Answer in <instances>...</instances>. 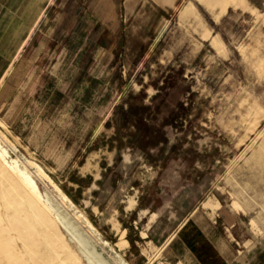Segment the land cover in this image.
I'll use <instances>...</instances> for the list:
<instances>
[{
  "label": "crops",
  "instance_id": "0c3cea01",
  "mask_svg": "<svg viewBox=\"0 0 264 264\" xmlns=\"http://www.w3.org/2000/svg\"><path fill=\"white\" fill-rule=\"evenodd\" d=\"M182 1L0 0V81L11 68L0 85V117L64 177L72 198L89 201L92 214L108 212L106 229L110 238L125 241L122 253L131 264L147 263L143 250L149 246L154 263L264 264V213L244 203L223 179L219 156L213 180L187 211L169 210L175 207L171 189L152 193L157 177L169 171L147 162L154 153L143 155L148 147L168 143L165 136L162 141L138 136L139 127L153 128L151 104L121 106V120L132 119L131 136L136 135L128 142L146 146L140 157L147 165L132 173L125 191L114 190H124L126 170L116 175L111 164L131 156L118 153L127 139L123 144L111 139L110 145L94 140L111 123L125 80L150 55ZM211 42L222 46L216 35ZM108 175L120 177L110 190L103 179ZM103 192L108 206L92 201Z\"/></svg>",
  "mask_w": 264,
  "mask_h": 264
},
{
  "label": "rangeland",
  "instance_id": "374dc122",
  "mask_svg": "<svg viewBox=\"0 0 264 264\" xmlns=\"http://www.w3.org/2000/svg\"><path fill=\"white\" fill-rule=\"evenodd\" d=\"M214 35L222 41L220 49L211 42ZM122 88L111 123L94 140L135 142L132 119L121 120V106L151 104L153 128L139 127L138 136L167 138L143 155L154 153L147 162L169 171L150 189L172 190L170 211L188 210L213 180L219 156L223 179L244 203L264 213V0H183ZM156 123L165 127L154 129ZM26 142L0 117V264H131L122 253L125 241L110 238L106 229L108 212L92 214L89 201L72 198L64 177ZM131 144L118 147V153L131 156L112 160L116 175L126 170L124 190L117 187L116 193L147 166L140 157L146 146ZM118 178L103 177L106 190ZM95 198L94 203L109 205L108 193ZM143 251L149 258L145 264H165L154 263V247Z\"/></svg>",
  "mask_w": 264,
  "mask_h": 264
},
{
  "label": "bare ground",
  "instance_id": "6f19581e",
  "mask_svg": "<svg viewBox=\"0 0 264 264\" xmlns=\"http://www.w3.org/2000/svg\"><path fill=\"white\" fill-rule=\"evenodd\" d=\"M60 191V190H59ZM61 194L63 195V197H65V199H67L68 200V198H67V196L64 194V193H62L61 192ZM70 201V200H69ZM71 203V205H73L74 206V204L72 203V202H70ZM89 221V220H88ZM96 229V228H95Z\"/></svg>",
  "mask_w": 264,
  "mask_h": 264
}]
</instances>
